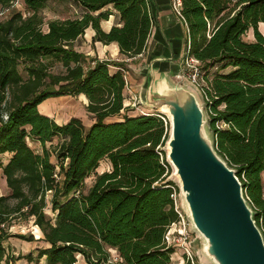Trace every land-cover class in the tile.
Wrapping results in <instances>:
<instances>
[{
    "label": "trees",
    "instance_id": "1",
    "mask_svg": "<svg viewBox=\"0 0 264 264\" xmlns=\"http://www.w3.org/2000/svg\"><path fill=\"white\" fill-rule=\"evenodd\" d=\"M20 1L26 13L0 21V171L11 192L0 196V263L19 218L40 228L47 246L36 249V259L47 264H76L78 256L85 264H174L166 237L181 218L180 189L163 149L170 124L157 112L130 115L125 63L76 49L91 29L93 45L115 44L128 59L144 54L154 27L149 0H0V8ZM53 2H72L79 15L46 22L41 12ZM115 15L120 23L105 32L102 22ZM178 17L188 31L186 51L201 63L215 150L236 170L264 235V0H181ZM81 95L93 116L88 127L77 117L59 124L39 112L48 99ZM28 139L42 145L41 155ZM105 159L111 169L85 193Z\"/></svg>",
    "mask_w": 264,
    "mask_h": 264
},
{
    "label": "water",
    "instance_id": "2",
    "mask_svg": "<svg viewBox=\"0 0 264 264\" xmlns=\"http://www.w3.org/2000/svg\"><path fill=\"white\" fill-rule=\"evenodd\" d=\"M149 2L155 27L163 36L150 49L148 65L137 71L138 77L145 78L138 88V103L169 115L167 161L180 179V186L176 185L185 195L195 230L207 242V255L216 264H264L263 231L255 222L236 170L215 150L203 92L180 72L186 38L180 32L176 38L168 35L159 24L157 0ZM165 48L170 50L168 55ZM168 63L179 66L172 76L164 70Z\"/></svg>",
    "mask_w": 264,
    "mask_h": 264
},
{
    "label": "rangeland",
    "instance_id": "3",
    "mask_svg": "<svg viewBox=\"0 0 264 264\" xmlns=\"http://www.w3.org/2000/svg\"><path fill=\"white\" fill-rule=\"evenodd\" d=\"M170 2L172 3V7H173V0H170ZM23 12L24 14L26 13L25 10V6L24 4L20 2H18L16 5H14L11 8H0V21H6V19L11 16L13 13L15 12ZM42 16L44 17V19L46 20V22H50L53 20H68L69 18H74L76 16L79 15V9L76 7V5H74L72 2H68V3H60V2H53L50 3L44 10H42L41 12ZM118 21V18H115V23L116 24ZM106 26V25H104ZM261 31L264 33V25H260ZM44 31L47 30V25H45L43 27ZM89 33L85 34V37L82 38L79 42L76 43V47L78 50H80L81 52H83V48H85V41L86 39L89 37L88 36ZM247 41L253 40V34L252 32L248 33L247 35H245L244 37ZM120 56L130 62H126L127 64H134L135 67L140 68V67H145L146 65V61L144 60V55H142L141 57L134 59L132 61V59H128L126 57H124L123 55L120 54ZM134 58V57H133ZM120 59V57H119ZM108 60L112 61L114 64L115 60H112L111 58H109ZM184 63V62H183ZM182 63L181 66H183L184 64ZM126 68V72L127 73V79H128V74L129 77L134 79V86L136 89V92L139 88V84L142 82L140 78L136 77L135 72L132 70V68H129L127 66H125ZM112 71H116L115 67L111 68ZM24 76L26 77L27 75L25 73H23ZM130 80V79H129ZM137 82V83H136ZM135 92V91H134ZM138 93V92H137ZM126 97H127V103L128 98H131V94L128 93V91H126ZM200 98H201V103H203V99H202V95L199 92ZM65 100V99H64ZM63 102L66 104H64V106H66V108L68 109V111H72L75 110L77 112H73V114H77V116H80V119L82 120V123L84 124V126H88V124H90L91 122H93V116L86 111V107L83 106L82 104V98L79 97H69L67 98V100H65ZM131 112L130 115H134V114H143L144 112L147 114L150 113H156L157 111L155 110H149L146 109L143 105L141 104H137L136 106L132 107L129 105L128 107ZM162 112V111H161ZM160 113V112H157ZM163 113V112H162ZM76 116V117H77ZM58 123H62V114L59 113L56 117ZM118 120V118H114L111 119L109 121H115ZM169 123V115L166 113V120ZM171 129V126H170ZM170 133V131H169ZM28 144L30 145V147L36 151L37 154H42L43 148L42 145L38 144L37 142L34 141H30L29 139L27 140ZM59 141V138H55L52 142L53 146H57V143ZM48 146H51L50 144ZM166 148V147H165ZM165 148L164 151H165ZM166 151L168 152V147L166 148ZM53 162H56L54 158ZM2 161L4 163H6V158L2 159ZM111 169V165L110 162L108 161V159H105V161H103L99 168L91 173L90 177L86 180L85 182V187H84V192L87 193L90 188V186L94 183L95 178L98 174L104 173L105 171H109ZM172 178L173 181L180 186L181 182L179 177L176 175V171L174 170V168L170 167V177L169 179ZM11 192L9 191L7 184H6V179L5 177H3L2 171H0V196H10ZM176 202H177V208L180 212V218H181V223H178L176 225H173L170 229V232L172 234H174V237L179 240L181 237V234H185L188 237V249H190L191 254L194 257V262L196 264H216L212 258H210L206 251H205V246L207 245V242L205 240V238L198 233L195 230L194 224L192 222V219L189 216V209H188V205L187 202L185 201V195L182 191V189H180L179 193L176 195ZM51 199V193L48 194L47 196V201H48V208H47V213L52 216V211H51V206L49 204V201ZM14 202V200L11 201V203ZM12 227L9 230V233L12 237L9 238V240L7 241V243L5 244L7 251H6V257L4 258V260L1 261L0 264H47L46 259H42V260H38L36 259L37 255L36 254V249L38 248H45L46 243L43 242V235L41 233L40 228L34 223L33 219H29L28 221L25 220H21L19 218H16L12 221ZM18 235H23L26 236L27 238L31 235L35 240L34 241H28V240H24L21 238H18ZM42 239V240H41ZM175 247L176 252L173 254L172 256V262L174 264H183L185 262V254L186 251L185 249H183V245H181V243H176L173 244ZM113 258L116 261L117 256V252L116 251H111ZM29 253H33L34 254V260L33 261H27L26 256L29 255ZM76 264H85L84 259L81 256H78V261Z\"/></svg>",
    "mask_w": 264,
    "mask_h": 264
},
{
    "label": "crops",
    "instance_id": "4",
    "mask_svg": "<svg viewBox=\"0 0 264 264\" xmlns=\"http://www.w3.org/2000/svg\"><path fill=\"white\" fill-rule=\"evenodd\" d=\"M157 3L159 5V7H161V9L159 10V15H160L159 24H160V27L163 30H166L168 35H170L171 37H174L175 35H179V32H180L182 34V36L186 38V41H187L188 31L186 30L185 24L183 23V21L179 17H177L175 14L172 13L171 9L169 8L168 0H157ZM110 9H112V7H110ZM116 17L118 18V21H117L116 24L118 25L120 23V17L118 15L112 16L109 21H103L102 22L101 26H102V29L105 32H109L110 29L113 26L116 25V24H114ZM104 25H106V26H104ZM152 31H153V33H152V35H151V37H150V39L148 41L147 51L144 54H141V55H139L137 57H134L132 59V61H133L134 59H137V58L141 57L142 55H144L143 57H144V60L146 61L145 67L148 65L147 64V59L149 57L150 49L152 48L153 44H155L157 41H159V42L162 41V36H163V34L161 36L160 31H158V29L155 27V23H154V27H153ZM86 33H89V35H88L89 37L85 41V48H83V50H82L83 52L82 53H84L88 57L95 58V59H98L100 61L101 60H108L109 58H111L112 60L123 62V63H125V61L126 62H130V61H127V60L123 59L120 56L119 48L115 44L103 45L102 43L101 44L100 43H96V44L93 45L92 44V38L94 37L95 33L91 29H88L86 31ZM174 38H176V37H174ZM76 49H77V47H76ZM169 53H170V50L165 48V53L164 54L168 55ZM119 57H120V59H119ZM177 64L174 65L172 63L170 65L168 63V66H166L167 68L164 66L165 67L164 68L165 73L166 72L170 73L171 76H172L175 73V71L179 69V66H177ZM125 65L127 67H129V68H132V70L135 72V74L137 73L138 70H140L142 68V67L137 68V67H135L134 64L132 65V64L125 63ZM158 75L161 76L160 74H158ZM136 77L141 79L142 82L139 84V86H141L145 82V78L144 77H138L137 74H136ZM128 79H130L129 80L130 87H132L133 91H135V93L138 96L139 94L137 92L139 91V89L136 92V89H135L136 86H134L135 85L134 84V79L129 77V74H128ZM125 93H126V90H125L124 94ZM71 97H75V96H71ZM76 97L82 98L83 106L84 107L87 106L88 98H86V96L81 95V96H76ZM67 98H69V97L68 96H63V97H56V98H52V99H48V100L44 101L43 103L40 104V106L38 108L39 112H41L44 115L54 119L55 121H57V119H56L57 115L59 113H61L63 121H62V123H59V124H66L73 117L77 116V114H73V112H72V111H74V112H77V111H75V110H72V111L69 110L68 111L66 106H64V104H66V102L64 103L63 100L64 99L67 100ZM128 103L126 101L125 106H127ZM77 118L80 119V116H77ZM92 123L93 122L88 124V126H90ZM88 126H86V127H88ZM10 156H11V153L10 154L6 153V154H4L2 156V159L6 158L7 162L5 164L8 163V160L10 159Z\"/></svg>",
    "mask_w": 264,
    "mask_h": 264
},
{
    "label": "built area",
    "instance_id": "5",
    "mask_svg": "<svg viewBox=\"0 0 264 264\" xmlns=\"http://www.w3.org/2000/svg\"><path fill=\"white\" fill-rule=\"evenodd\" d=\"M181 6V0H173V10L175 12V14H179V7ZM184 65L181 66L180 72L183 75V77H186L191 83H193L194 85L199 86V82H200V61H198L196 58L189 56V48L186 51V55L184 58ZM123 73H124V79H126V88L125 90L128 91L129 94H131V98H128V107L129 105L134 107L138 104V96L137 94L133 91L132 87H130L129 84V79H127V72L122 69ZM127 98V97H126ZM127 101V99H126ZM144 115H147V113H143ZM163 120H165L162 117ZM57 179H59V176L56 175L55 176ZM181 223V222H180ZM176 225V224H174ZM171 229V228H170ZM166 241H167V245L170 246H174L173 244L176 243H181V245H183V249H185L186 254H185V259H188L192 262V264H195L194 262V257L191 254L190 249H188V237L185 234H181V237L179 240H177L174 237V234H172L170 231L167 233V237H166ZM118 260V258H116V261ZM186 261V260H185Z\"/></svg>",
    "mask_w": 264,
    "mask_h": 264
}]
</instances>
